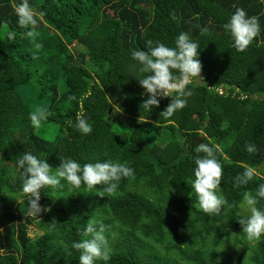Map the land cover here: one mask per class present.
<instances>
[{"label": "trees", "instance_id": "trees-1", "mask_svg": "<svg viewBox=\"0 0 264 264\" xmlns=\"http://www.w3.org/2000/svg\"><path fill=\"white\" fill-rule=\"evenodd\" d=\"M17 2L0 0V264H78L72 244L89 220L108 229L113 251L107 264H221L217 249L229 243L244 250L224 264H264V237L247 241L238 220L245 214L238 207L242 193L264 183V0H29L45 13L35 39L16 23ZM236 7L257 16L261 28L243 52L231 47L223 29ZM180 32L200 44L203 80L189 86L186 107L165 119L170 97L158 98L151 112L143 109L148 94L138 79L145 74L131 52L146 50L147 40L172 47ZM89 89L82 107L69 101ZM28 92L37 112L52 113L38 129L29 119L36 110L24 97ZM79 111L92 124L88 135L73 126ZM200 143L217 146L223 165L227 204L215 216L194 206L187 182ZM248 143L255 153L246 151ZM25 152L53 171L60 157L127 161L135 176L122 179L112 196H100V185L46 186L38 201L44 211L36 216L28 198L16 196L22 171L16 161ZM247 166L258 175L234 187ZM32 223L41 232L34 238Z\"/></svg>", "mask_w": 264, "mask_h": 264}, {"label": "clouds", "instance_id": "clouds-1", "mask_svg": "<svg viewBox=\"0 0 264 264\" xmlns=\"http://www.w3.org/2000/svg\"><path fill=\"white\" fill-rule=\"evenodd\" d=\"M14 13L17 17V25L26 31L23 36L35 39L38 33L36 27L44 17L43 11L37 12L29 0H18L14 5ZM223 29L231 39V47L238 52L245 51L254 39L260 34V23L257 16H249L242 7H236L223 24ZM208 32L207 28L201 29V33ZM15 33H8V38L13 39ZM39 47V45H37ZM146 50H133L131 57L140 65L139 71L143 74L138 79L139 84L147 92V99L143 101L145 112H151L158 107V98L170 97L171 100L161 115L168 119L178 110L186 107L187 98L192 95V88L203 80L201 76L202 64L199 59L200 44L187 32H180L174 39V46L169 47L160 41L147 40ZM222 92V91H221ZM91 90L85 91L79 99L75 95H69V101H77L81 107ZM52 113L48 109L31 113L29 116L32 126L40 128L42 121ZM71 123V122H70ZM79 132L88 135L93 131L92 124L88 122L83 111L76 113L73 125ZM248 153H255L256 146L253 143L245 145ZM219 149L215 145L206 143L198 144L193 151L197 154L193 158V177L187 182L191 191L196 195V204L199 211L209 216L219 215L222 206L227 204L220 190L223 176V165L218 160L216 152ZM203 153L204 155H199ZM60 163L53 167L42 158L31 152H25L16 161L20 172L21 187L16 194L17 199L27 197L29 210L33 215L41 212L38 203L40 190L46 186L53 189H62L66 186L69 190L80 189L83 184L88 190L97 185L102 190L97 193L100 196H112L116 193L122 179L134 178L135 171L127 161H113L112 159L96 160L95 162L81 163L73 157H60ZM258 175L257 169L247 166L244 171L234 178L233 186L239 188L247 185ZM264 199V183L258 185L255 193L245 190L238 207L245 213L241 215L239 223L247 241H259L264 237V208L258 207L259 201ZM233 207V205H228ZM2 230V229H0ZM50 230H55V224L50 225ZM107 227L96 220H89L82 226V239L74 241L72 247L80 252L78 264H97L103 261L105 264L111 259L112 247L109 243ZM224 245L217 249L222 250Z\"/></svg>", "mask_w": 264, "mask_h": 264}, {"label": "rangeland", "instance_id": "rangeland-1", "mask_svg": "<svg viewBox=\"0 0 264 264\" xmlns=\"http://www.w3.org/2000/svg\"><path fill=\"white\" fill-rule=\"evenodd\" d=\"M70 47L71 48H75L76 50L82 49V45L78 44V43H73ZM24 97L28 98L27 101L30 102L31 106L34 108L35 107V99H34L32 93L28 92V93L25 94ZM38 109L39 108L36 106L35 107V110H36L35 112H37ZM100 126L106 127V124L105 123H101ZM163 138H166V136H163ZM43 211H44L43 208H41V212L38 213L37 216H41ZM31 225L33 227H32V229L30 231H28L29 235H30L31 238L37 237L41 232H40V230L37 228V226L34 223H32ZM243 250H244L243 246L235 247L234 243L225 244L223 249L221 250L222 257L220 259V263L221 264L230 263V262L234 263L235 257L237 255V252L238 251L243 252Z\"/></svg>", "mask_w": 264, "mask_h": 264}]
</instances>
